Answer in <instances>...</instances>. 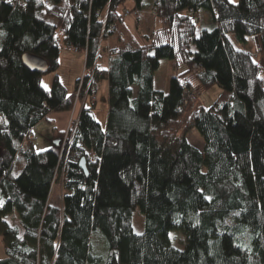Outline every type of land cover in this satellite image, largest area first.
Here are the masks:
<instances>
[{
  "label": "trees",
  "instance_id": "1",
  "mask_svg": "<svg viewBox=\"0 0 264 264\" xmlns=\"http://www.w3.org/2000/svg\"><path fill=\"white\" fill-rule=\"evenodd\" d=\"M52 1L0 0V264H264V66L255 59L264 53V0H134L160 22L145 44L114 12L126 0ZM107 8L110 66L94 76L97 88L109 80L107 126L85 105L68 154L63 132L38 151L33 128L75 100L57 74L61 42L87 49L94 65L103 32L96 12ZM201 10L213 24L197 34ZM26 53L41 57L44 70L28 68ZM163 59L187 66L168 90L155 81ZM46 73H54L50 88ZM189 73L221 88L210 106L188 98ZM193 129L203 150L188 138ZM175 230L186 237L182 249ZM97 232L104 254L95 250Z\"/></svg>",
  "mask_w": 264,
  "mask_h": 264
},
{
  "label": "rangeland",
  "instance_id": "2",
  "mask_svg": "<svg viewBox=\"0 0 264 264\" xmlns=\"http://www.w3.org/2000/svg\"><path fill=\"white\" fill-rule=\"evenodd\" d=\"M144 1L147 2V3H150L152 0H144ZM124 7L132 8L133 11L134 10H138L135 7L134 1H132V0L128 1L127 4H124ZM146 11L148 13H145L143 15H142L141 12L139 14H137L136 11H134L132 15H129V16H132V18H133V26H134V28H137V33H138L139 37L140 36L143 37L142 33L145 34L147 32L148 34H151V31H153L156 26L158 27L160 25V22H159V19L157 18L156 12H152L149 9H147ZM143 12H145V11H143ZM212 24H213V17H212L211 12L208 11V10H201L200 11V19L197 22V29H196L197 34H200V32L204 28L211 27ZM110 39L111 38L109 37V40L103 42L104 45H102V48L105 51H107L108 53H109V48H110ZM231 39L234 40L233 42H234V44H235V46L237 48H243L244 47V44L241 41L236 40L235 37H231ZM73 51H74V53H78V54H74L75 56H77V55L79 56V54L81 56H84V64L82 65L83 68H82L81 75H80V77H82V75L86 71V67H85L86 53H85V51L81 50V51L78 52L76 49H72V48L66 47L63 44V42H61L60 60H61V63H62V67H61V69L59 68L60 69L59 71L62 74V78L64 80V81L63 80L62 81L64 82V84L68 88H70V90H71V88H72V86L74 84V83H71V85H70V82H71V80L73 79V76H74V75H72L73 74V70H74V68H72V67L75 65V63H73V61L69 60L71 57L68 55V53H73ZM255 59L264 66V53L262 51H260V52L256 51ZM170 62H171V60H169V59H163L162 66L157 71L156 75H161L162 72L165 70V68H166L165 75H168L169 70H168L167 66L170 64ZM171 69H172L171 72H174V67H172ZM53 75H54V73H46V74L43 75V77H42V82L43 83L42 84L47 86L46 88H50L52 86ZM48 79L51 80L49 82V84L46 83V81ZM194 81L196 82L195 83L196 98L192 99L191 101H193V103H195L196 100L198 99V101L202 102L204 105L210 106L215 101V99L218 97V95L220 94L221 88L219 86H217V85H215L213 87H210L208 89L207 88H203V86L201 85V83L199 82V80L197 78H195ZM103 83H105V79H104ZM77 85L78 84H77V81H76V83L74 85V92H73L75 100H74L72 109L69 110L70 113H71V116L69 118V121H68V123L66 125V128L64 129L63 133L66 130H68L70 127H72V131H74L77 128V121L79 119V115L80 114L78 116L73 115V114L75 113V110L77 109V107H79L80 105L82 106L83 103H84L83 107L87 103H88V105H91V106L94 107L97 104V101H98V107L95 110V112L97 113V118H101L102 112L107 114L106 113L107 109L105 110V108H107L108 105H107V101H106L107 100V95H106L105 90L103 92V89L101 88L100 91H99V96H97V94L95 96H89L88 99L85 100V102H84L83 99L78 101V100H76V93H77V90H78L77 89ZM107 85H108V83H107ZM94 99H96V100L94 102H92V100H94ZM93 110H94V108H93ZM188 138H189V140H190V142L192 144H194L195 146H197L200 149L203 148V146L205 144L204 139L202 138V136L199 134V132L196 129H193V130H191L189 132ZM63 191L64 190H63V182H62V180H60L58 182H55L54 186H53V191H52V194H51V202L54 203V204L61 203V197H62ZM133 225H134V229H135L136 232L141 233V232L144 231V226H145L144 225V216L141 213L140 209H137L135 211V213H134ZM177 232L181 233L183 235V244H180V243H182V239H181V237L178 234H176ZM94 235L95 236H93V243H95V245H96L95 250L98 253H101V254L106 253L107 252V243H106L105 237L100 232H97ZM95 237H98V238H95ZM171 239H172V242H173V244L175 246H177V247H179L181 249L184 247L186 237H185V235L183 234L182 231H177V230L172 231L171 232ZM178 242H180V243H178ZM5 256H6V254H5L4 246L0 245V258H5Z\"/></svg>",
  "mask_w": 264,
  "mask_h": 264
},
{
  "label": "crops",
  "instance_id": "3",
  "mask_svg": "<svg viewBox=\"0 0 264 264\" xmlns=\"http://www.w3.org/2000/svg\"><path fill=\"white\" fill-rule=\"evenodd\" d=\"M146 10L147 9H144V10L141 11L142 15L145 14V13H148ZM143 11H145V12H143ZM150 11H152V10H150ZM124 19H125V23L127 24L129 30L136 36L138 41L141 44H145L147 42V38H145V36L146 35H150V34H148L147 32L145 34L142 33L143 37L142 36L139 37V35L137 33V28H134V26H133V18H132V16L124 17ZM151 33H152V31H151ZM102 45H104V44L102 43ZM74 54H78V53H74V51H73V53H68V55L71 57L69 60H71V61H73V63H75V65L72 67V68H74L73 74H72L74 76H73V79L70 82V85H71V83H74V84H73L71 90H70V88H68L65 85L67 87V90H68L69 93H73L74 92V85H75L76 81L78 80V78L81 75V71H82V68H83L82 65L84 64V56H81L80 54H79V56L78 55L75 56ZM109 66H110V54L107 51H105L102 48V46H101V53H100V57H99V60H98V69H99L100 73L101 72H108ZM61 67H62V63H61V60H60L59 68L61 69ZM172 67H174V61H171L170 64L167 66V68L169 70L168 75H165L166 68L162 72L161 75H156L157 72L155 74L156 83L157 84L159 83L160 85H162V87L165 90H168L170 79L173 76H178L179 74L183 73L187 69L186 65H180L177 68L174 67V72H171V70H172L171 68ZM59 70H58L57 74H58L60 80L62 81L63 80L62 74L60 73ZM53 78H54V75H53ZM193 78L195 79V78H197V76L194 73H189L185 77H182V80L185 81V82L186 81H190V83L193 85L194 89H196L195 88V83L196 82L194 81ZM50 81L51 80L48 79L46 81V83L49 84ZM52 81H53V79H52ZM103 82H104V80H102L99 83V86L97 88V96H99V91H100L101 88L103 89V92L105 90L106 95H107V100L106 101H107V105H108V107L105 108V110L107 109L106 110L107 114L102 112L101 118H97V113L95 112V110L98 107V101H97V104L94 106V110H92V114L102 124V126L104 128H106L107 121H108V111H109V80L105 79V83H103ZM107 83H108V85H107ZM45 87H47V86H45ZM83 105H84V103L82 104V106L80 105L79 107H77V109L75 110V113L73 115L78 116L80 114V112H81V109L83 108ZM86 105H88V103ZM70 116H71L70 111L51 112L47 116L46 119H43L42 121H40L33 128V132H32V134L30 136L35 149L38 150V151H43V150H46V149L50 148L51 146H53L55 144L54 140L56 138V135L58 133L64 131V129L66 128V125H67V123L69 121ZM0 245H3V241H2L1 235H0Z\"/></svg>",
  "mask_w": 264,
  "mask_h": 264
},
{
  "label": "built area",
  "instance_id": "4",
  "mask_svg": "<svg viewBox=\"0 0 264 264\" xmlns=\"http://www.w3.org/2000/svg\"><path fill=\"white\" fill-rule=\"evenodd\" d=\"M8 1V0H6ZM28 0H11V3L15 6L17 5H26ZM128 1L130 0H126L125 3H122L120 4V6L114 11V12H118L120 13L123 17H126V16H129V15H132L134 11L137 12V14L140 13V10H134L132 8H129V7H124V4H127ZM134 1V0H132ZM53 4V1L52 0H44V5L46 6H51ZM132 9V10H131ZM109 11V8H107V11L102 13L100 11H97L96 12V16H97V20L102 22L103 23V29H102V38H101V46H102V43L105 42V41H108L109 40V32L111 30H113L115 28V25L111 24V25H107V13ZM107 35V37H105L104 35ZM100 46V47H101ZM77 51H79L78 49H76ZM85 53H86V63H85V67H86V71L85 73L82 75V77H80L78 80H77V93H76V100L80 101L81 99L85 100L88 99L89 96H95L97 94V87L95 86V83H94V76L96 74L97 71H99L98 69V60L99 58L96 59V61L94 62V65L92 66H88L87 65V49L84 50ZM194 72L195 73H198L200 71V66L198 64H195L194 65ZM183 86L184 87H187V83L184 82L183 83ZM187 94H188V98L190 100L192 99H195L196 98V92L194 89L192 90H187ZM96 99L92 100V102H94ZM78 122H79V119L77 121V126H78ZM76 131H77V128L72 131V127H70L68 130H66L64 133H63V137L61 139V156H62V152L66 149V153L68 154L69 151H70V148L72 146V142H73V138L76 134ZM60 156V158H61ZM67 157V155H66Z\"/></svg>",
  "mask_w": 264,
  "mask_h": 264
},
{
  "label": "water",
  "instance_id": "5",
  "mask_svg": "<svg viewBox=\"0 0 264 264\" xmlns=\"http://www.w3.org/2000/svg\"><path fill=\"white\" fill-rule=\"evenodd\" d=\"M23 62L28 68L36 71H43L46 66V62L41 57L30 53L23 55ZM80 167L88 173L85 158L81 159Z\"/></svg>",
  "mask_w": 264,
  "mask_h": 264
},
{
  "label": "snow or ice",
  "instance_id": "6",
  "mask_svg": "<svg viewBox=\"0 0 264 264\" xmlns=\"http://www.w3.org/2000/svg\"><path fill=\"white\" fill-rule=\"evenodd\" d=\"M9 3H11V0H8Z\"/></svg>",
  "mask_w": 264,
  "mask_h": 264
}]
</instances>
